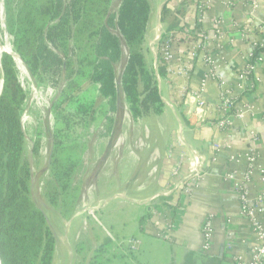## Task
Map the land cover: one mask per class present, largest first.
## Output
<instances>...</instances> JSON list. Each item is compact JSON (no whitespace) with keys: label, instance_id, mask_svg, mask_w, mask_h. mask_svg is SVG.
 Instances as JSON below:
<instances>
[{"label":"crops","instance_id":"obj_1","mask_svg":"<svg viewBox=\"0 0 264 264\" xmlns=\"http://www.w3.org/2000/svg\"><path fill=\"white\" fill-rule=\"evenodd\" d=\"M147 1L148 20L139 48L155 73L158 38L175 33L166 73H156L162 106L158 112L134 117L125 104L118 122L111 112L114 120L103 123L102 129L109 135L114 130L113 136L103 134L88 142V159L97 165L87 201L97 214L137 208L134 219L140 236L133 235L131 242L136 248L140 243L138 264H237L236 258L246 259L256 243L240 212L236 191L252 154L249 199L255 201L264 194V49L254 63L255 86L247 87L239 75L248 55L264 46V0H210L200 18V0ZM195 24L204 39L187 34ZM128 54L129 49L126 59ZM205 55L212 63L205 62ZM209 70L214 76L207 77ZM202 83V97L212 105L203 123L188 94ZM222 87L237 96L235 109L241 113L225 129L214 123L218 115L213 104ZM90 128L98 129L96 124ZM191 170L202 177L187 189ZM227 173L233 178L227 179ZM261 208L264 224V200ZM209 214L213 215L214 242L211 253L204 254L201 226ZM106 218L111 229L118 224L110 214ZM121 221L126 225L125 218ZM157 232L166 237L157 238ZM104 235L124 245L119 235L109 231ZM103 243H99L100 250ZM96 249L93 260L100 256Z\"/></svg>","mask_w":264,"mask_h":264},{"label":"rangeland","instance_id":"obj_2","mask_svg":"<svg viewBox=\"0 0 264 264\" xmlns=\"http://www.w3.org/2000/svg\"><path fill=\"white\" fill-rule=\"evenodd\" d=\"M72 1L0 0V96L5 65L10 88L20 92L8 104H0V175L18 182L23 197L18 201H22L18 219L25 232L34 227L41 233L40 247L27 238L28 253L18 252L16 258L7 240L4 244L0 238L1 264H138L140 243L138 249L131 242L133 235L140 236L134 219L137 208L110 209L107 214L118 223L111 229L107 214H97L87 201L97 165L88 159V142L114 134L102 129L103 123L110 122L106 116L113 109L107 108L113 105L99 91L92 71L97 64L106 69L110 63L122 92L119 76L128 46L121 38L116 60L106 56L91 63L81 61L78 46L86 48L88 56L95 54L97 27L105 22L97 11L104 4L103 0H77L76 10L80 6L83 18L76 22ZM119 1L111 0L107 10L116 11ZM107 28L120 35L113 26ZM114 101L120 106L113 114L118 122L127 102L123 97ZM93 124L98 129L90 128ZM106 231L119 235L124 245L108 240ZM96 247L100 256L93 260Z\"/></svg>","mask_w":264,"mask_h":264},{"label":"trees","instance_id":"obj_3","mask_svg":"<svg viewBox=\"0 0 264 264\" xmlns=\"http://www.w3.org/2000/svg\"><path fill=\"white\" fill-rule=\"evenodd\" d=\"M85 1L88 0H84V2ZM110 1L111 0H103V7L98 11L96 10L97 13H101L103 19L105 17V22L100 23V27H97L99 28L98 31H100V36H98L94 45L95 54L88 56L87 49L78 46L77 49L81 53H79L80 56L78 55L79 59L81 61L86 60L90 62L94 58L97 59L108 56L111 61L116 60L121 54L120 42L122 38L129 49L124 68L119 76L122 92L120 91L121 88L117 87L114 82L115 70L112 69V65L108 63L109 68L101 69L99 64L94 67V61H92V67H94L92 71L94 75L93 79L100 84L99 91L101 94L104 97H109L108 103L111 102L113 105L107 108V110L109 111L111 108L113 109V113L120 110V106H117V104L115 105L114 100L117 101L118 99L120 100V97H123L127 102L128 109L134 117L144 116L149 112H158L162 106V101L160 98V90L157 85L156 73L159 76L165 75V65H159L155 73V71L146 65L144 55L139 48V43L148 20L149 3L147 0H120L117 10L111 12L107 10ZM79 2H81V0H79ZM78 4L77 0L72 1V8L76 14V22L83 18L79 10L80 6L76 10ZM196 25L197 24L192 26V28H198ZM108 26H113L118 30L120 35L113 33L107 28ZM183 27L180 29H183ZM171 30H173V28ZM90 33H92V35L97 33L94 27H92ZM44 48L45 47L42 46V51H44ZM263 49L264 46L255 48L253 50L254 55H258ZM7 70H9V67L5 65V67H3L5 79L3 93L0 96V104H5V102L8 104L11 100L15 99L13 97L14 94H16V97L20 94L19 88H10L9 76L5 75ZM103 108L105 110L104 106ZM106 117L110 122L114 120L111 113ZM17 184L18 182L14 178L10 179L8 176L4 175L3 179L0 175V238L4 244H6L7 240L14 258H16V255L19 256L18 252L24 251L28 253L24 248V244L26 245L28 239L37 244H39L38 241L40 242L41 240L40 231L36 233V229L32 227L30 233L25 232L20 223L21 221L18 219L19 214L22 213V201L18 203L22 195L17 190ZM162 199V197H159V200ZM35 253L34 256H37L38 252L37 254Z\"/></svg>","mask_w":264,"mask_h":264},{"label":"built area","instance_id":"obj_4","mask_svg":"<svg viewBox=\"0 0 264 264\" xmlns=\"http://www.w3.org/2000/svg\"><path fill=\"white\" fill-rule=\"evenodd\" d=\"M210 0H200L197 4L198 18L201 17L203 11L208 7ZM174 32H168L165 35H161L158 38V44L156 48V62L155 65L159 66L161 64L167 65L170 64L173 58L172 52V37ZM188 35H195L198 39H204V32L198 28L188 31ZM205 62L207 64L212 63V58L209 55H205ZM259 59V55H254L251 52L248 55V61L244 65V67L240 71V78L245 79L247 81V87L250 89L255 86V78L252 76L254 70V63ZM214 76L213 71L209 70L207 73V77ZM204 82V81H203ZM203 85L197 90L189 91L190 96L192 97L190 104H192L193 109L195 111V115L199 122H207L208 121V112L210 111L211 104H209L203 97ZM187 99V98H186ZM237 100V96L231 92L229 89L223 88L220 90L217 101L213 104L215 108V112L218 117L214 121V123L220 128L225 129L231 125L233 117L241 116V113L235 109V103ZM189 104V103H187ZM249 165L245 169L243 173L242 181L237 185L236 191L238 195V200L240 204V212L241 214L247 218L252 232L256 238V243L252 245L248 251V257L246 259L242 257L236 258L237 264H264V224L261 221L260 215L262 212V201L264 200V194H260L255 198V201H251L249 199V185L251 183L253 177V161L254 155L249 156ZM202 175L197 173L194 170L189 171L188 180L186 187L187 189L191 187V185H195L199 182ZM233 178L232 173H227V179ZM261 180L264 181V173L261 175ZM183 184V182L181 183ZM158 237H166V234L163 232H157ZM201 252L204 254H209L213 248V215L209 214L205 217L201 226Z\"/></svg>","mask_w":264,"mask_h":264},{"label":"water","instance_id":"obj_5","mask_svg":"<svg viewBox=\"0 0 264 264\" xmlns=\"http://www.w3.org/2000/svg\"><path fill=\"white\" fill-rule=\"evenodd\" d=\"M1 264V263H0Z\"/></svg>","mask_w":264,"mask_h":264}]
</instances>
